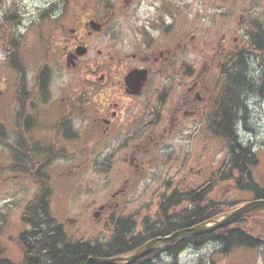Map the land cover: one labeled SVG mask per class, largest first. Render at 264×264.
<instances>
[{
	"label": "flooded vegetation",
	"instance_id": "flooded-vegetation-1",
	"mask_svg": "<svg viewBox=\"0 0 264 264\" xmlns=\"http://www.w3.org/2000/svg\"><path fill=\"white\" fill-rule=\"evenodd\" d=\"M147 7L162 17L143 14L124 41L110 23L118 6L100 16L74 12L72 24L57 20L46 31L39 68L31 76L16 72L10 109H0V197L10 178L28 192L35 210V202L45 204L54 192L70 185L78 193L88 183L91 192L109 198L99 206L101 214L116 211L155 229L164 214L183 218L192 195L200 194L217 214L216 198L223 199L229 186L240 190L243 178L259 192L257 151L240 139L238 121L231 131L226 125L235 112L233 95L240 92V118L256 91L239 90L242 78L230 68L241 62L226 54L225 34L215 43L195 42L194 34L175 30L172 4ZM0 89L5 92L3 82ZM4 162L10 174H4ZM131 196L140 204L131 205ZM178 197L189 198L172 206ZM132 226L129 236L143 229ZM3 231L0 223V240Z\"/></svg>",
	"mask_w": 264,
	"mask_h": 264
},
{
	"label": "rangeland",
	"instance_id": "rangeland-1",
	"mask_svg": "<svg viewBox=\"0 0 264 264\" xmlns=\"http://www.w3.org/2000/svg\"><path fill=\"white\" fill-rule=\"evenodd\" d=\"M115 1L0 0V82L5 84V92L1 94L2 89H0V109H10L17 72L12 67L22 65V69H25L29 76L38 68L37 57L41 51H45L42 37L49 30L48 26H52L57 20H62L65 25L72 24L71 17L74 12L89 15L94 13L100 16L105 13L106 8L114 9L117 6V15L114 16L116 19L110 23L118 29L120 40L127 39L128 31L138 29L140 16L149 13L148 7L146 8L149 3H158L160 7L163 4H172L174 28L179 34L187 31L195 35V42L196 39L200 41L206 39L213 40L214 43L225 34L227 43L242 47L245 54L249 55L247 62L249 72L255 80L260 78L259 61L261 60L256 54L247 53L248 44L245 35L250 30L252 20L264 21V0H120L119 3ZM151 11L152 13L149 14H156L157 18L162 17L159 12ZM15 36L18 41L16 44L11 39ZM14 52H16L15 58H13ZM248 100L249 109L245 111L246 117L243 113L237 122L238 133L243 142H251L257 150L259 168L256 181L264 188V98L256 92L249 94ZM243 109H247L245 104ZM196 180L201 181L196 182L197 184L202 183L201 179ZM90 186L88 183H83L80 191L75 193L77 189L68 185L66 189L69 190L65 193L54 192L50 197L53 215L64 224L70 222L66 223L67 228L85 237L94 236L92 231L102 217V214L94 217V212L100 204L109 200L103 192L100 194L91 192ZM20 189H17L13 180H6L0 197V207L15 199L10 206L6 205L1 208L2 210L0 209V220L6 221L5 234L1 240L6 251L5 255L17 262L21 261L23 255L17 235L27 227L21 219V213L28 192H21ZM223 195H225L223 199L216 198L217 203L222 207L221 210L227 209L226 205L232 208L241 201L251 199L253 193L238 192L229 186ZM131 201H133L131 205L140 204L137 197L131 196ZM250 222H253L255 227H264V213L251 218ZM261 236L264 238V232ZM217 248L218 244L211 241L198 248L183 249L176 259L163 256L151 264H264V250L235 249L225 255L217 251Z\"/></svg>",
	"mask_w": 264,
	"mask_h": 264
},
{
	"label": "trees",
	"instance_id": "trees-1",
	"mask_svg": "<svg viewBox=\"0 0 264 264\" xmlns=\"http://www.w3.org/2000/svg\"><path fill=\"white\" fill-rule=\"evenodd\" d=\"M251 22L252 25L245 37L247 39L249 51L252 52L253 50L256 52L255 54L258 55L260 58L259 60H261L260 66L262 68H260V78L255 80L251 73H247L245 67V51L243 49L241 52L240 47L238 46H233L229 50V53L231 52L234 55L233 59H236V56L241 64L236 67L232 66L230 69L232 70V73L238 72L234 78H242V85L238 88L239 90L242 89L241 92H243L244 95L246 91L249 93L251 89L264 95V21L254 19ZM240 68L242 74L239 73ZM238 96H240V92L237 95H233L232 98V106L235 107V112L236 107H240L239 99L236 101ZM235 112L228 113L226 118V125L230 131L234 125L232 124V121L236 122L239 120V117ZM235 157L234 154L232 157V163L234 162ZM261 195H264V193L260 192L257 196L259 197ZM191 197L193 206L183 209V218H180V216L175 218L169 214H164L159 220L160 225H163L161 228L153 229L151 228L152 223L144 221L145 225H143V231L131 236L129 235L132 234V223H135L134 221L136 220H130L124 215L111 214L105 219V233L99 232L98 238H95L94 240H84L68 235L63 225L58 223L52 216L47 203L42 204L41 202H37L35 204V210H31L29 206H27L25 210L24 220L30 224L31 228L25 230L20 236V243L24 253V260L21 264H84L90 256L110 257L124 254L137 247L140 239H143L142 241L147 239L148 237H145L144 234L152 233V236L163 234L174 230L177 227L196 223L211 215V213H209L211 211L210 206L202 204L203 199L200 194L192 195ZM188 198L178 197V202H172V206L178 205L180 204L179 201L182 199L188 200ZM259 214L260 213H256L242 217L236 223L218 229L211 234L197 235L193 238L181 239L160 249L165 250V252L171 255L174 259L177 258L178 253L187 245L198 248L207 241L217 242L219 245L217 251L222 254H229L235 249L264 250V238L261 236V233L264 232V227H255L253 226V222H250L252 217ZM165 220H167V223L169 224L167 227L164 226L165 223H163ZM174 221L178 223L177 227L169 229ZM127 223L128 225L126 226ZM127 227L128 229L126 230ZM156 257H158L157 251L148 254L131 264H151L152 260ZM0 264L12 263L9 260H2L0 261Z\"/></svg>",
	"mask_w": 264,
	"mask_h": 264
},
{
	"label": "water",
	"instance_id": "water-1",
	"mask_svg": "<svg viewBox=\"0 0 264 264\" xmlns=\"http://www.w3.org/2000/svg\"><path fill=\"white\" fill-rule=\"evenodd\" d=\"M260 210H264V198L245 202L242 205L238 206L237 208L225 212L215 218L209 219L205 222L193 225L191 227L174 231L171 235L151 239L128 255L117 256V257L91 256L87 259L85 264H130L136 259L144 256L145 254H147L148 252H150L160 244L170 242L172 240H175L183 236H192L196 234L212 232L219 227L225 226L231 222L236 221L242 215L253 213ZM259 213H264V211Z\"/></svg>",
	"mask_w": 264,
	"mask_h": 264
}]
</instances>
